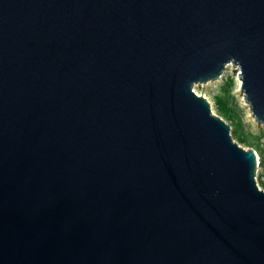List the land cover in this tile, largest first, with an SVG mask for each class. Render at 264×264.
Segmentation results:
<instances>
[{"label":"water","instance_id":"1","mask_svg":"<svg viewBox=\"0 0 264 264\" xmlns=\"http://www.w3.org/2000/svg\"><path fill=\"white\" fill-rule=\"evenodd\" d=\"M228 63L264 124V0H0V264H264Z\"/></svg>","mask_w":264,"mask_h":264},{"label":"rangeland","instance_id":"2","mask_svg":"<svg viewBox=\"0 0 264 264\" xmlns=\"http://www.w3.org/2000/svg\"><path fill=\"white\" fill-rule=\"evenodd\" d=\"M237 76L238 71L227 66L219 80L197 84L194 91L206 98L215 115L220 116L216 103L217 98L221 97L232 108L234 117L239 119L240 126L237 129V133H234L235 126L230 120L220 117L230 125V133L241 147L255 150L259 156V162L263 159L256 172V182L262 188L261 183L264 182V124H258L253 118L240 91ZM228 82L231 83L228 84ZM239 133L242 134L245 143L237 141L236 135Z\"/></svg>","mask_w":264,"mask_h":264},{"label":"trees","instance_id":"3","mask_svg":"<svg viewBox=\"0 0 264 264\" xmlns=\"http://www.w3.org/2000/svg\"><path fill=\"white\" fill-rule=\"evenodd\" d=\"M230 83L231 82H228V84H230ZM216 103H217V107H218V111L220 113V116L226 120H230L234 124L233 126H235L234 133H237V129L240 126V124H239V119L234 117V113H233L232 108L230 106H228L227 102L225 100H223L221 97L216 99ZM236 136H237V141H239L241 143H245V141L243 140L242 134L239 133ZM262 158H263V156H262ZM262 160L260 161L259 164H261L263 162ZM261 186L264 189V182L261 183Z\"/></svg>","mask_w":264,"mask_h":264},{"label":"bare ground","instance_id":"4","mask_svg":"<svg viewBox=\"0 0 264 264\" xmlns=\"http://www.w3.org/2000/svg\"><path fill=\"white\" fill-rule=\"evenodd\" d=\"M227 66H229V67L235 69L236 71H238V76H239V69H238V66H237V65H234V64H232V63H228L227 65H225V67H227ZM225 67H224V69H225ZM224 69H223V71L221 72V74L218 76V79H217V80H219V79L221 78V76H222V74H223V72H224ZM238 76H237V81H238L239 88H240V91H241V81L239 80ZM217 80H215V81H217ZM196 85H197V84H196ZM196 85H194L193 88H195ZM241 93L243 94L242 91H241ZM243 96H244V94H243ZM244 99H245V97H244ZM245 102H246V100H245ZM246 104H247V107L249 108V105H248L247 102H246ZM210 109H211V107H210ZM249 109H250V108H249ZM250 111H251V110H250ZM211 113H213V112H212V109H211ZM213 115H215V114L213 113Z\"/></svg>","mask_w":264,"mask_h":264}]
</instances>
